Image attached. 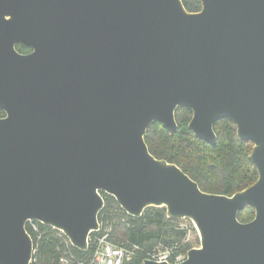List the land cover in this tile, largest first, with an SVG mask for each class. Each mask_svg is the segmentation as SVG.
I'll return each mask as SVG.
<instances>
[{
  "label": "water",
  "instance_id": "1",
  "mask_svg": "<svg viewBox=\"0 0 264 264\" xmlns=\"http://www.w3.org/2000/svg\"><path fill=\"white\" fill-rule=\"evenodd\" d=\"M200 2L0 0V264H30L28 220L86 251L100 191L133 217L152 206L192 221L200 245L178 264H264V0ZM177 108L212 146L231 121L257 180L205 193L154 158L144 135L154 122L174 134Z\"/></svg>",
  "mask_w": 264,
  "mask_h": 264
},
{
  "label": "trees",
  "instance_id": "2",
  "mask_svg": "<svg viewBox=\"0 0 264 264\" xmlns=\"http://www.w3.org/2000/svg\"><path fill=\"white\" fill-rule=\"evenodd\" d=\"M181 2L187 12L201 10L200 0ZM15 48L21 54L31 51L24 44H16ZM3 116L4 112L0 110V117ZM191 118L190 109L177 108V130L172 135L160 123L154 122L144 135L150 154L178 166L205 193L231 196L252 185L258 176L249 160L252 143L241 141L236 135V126L228 119H222L214 124L216 144L212 146L197 139L189 130ZM100 194L104 206L98 214L99 230L89 235L88 249L84 252L71 246L60 231L33 220L38 228V232H34L26 223L25 229L36 249V262L30 264H58V259L68 251L77 260L88 264L93 256L96 237L102 235H107L108 241L114 245L137 247L132 258L124 264H143L159 245L183 253L193 248L192 242L183 243L186 232L179 228L180 220L167 218L165 207H147L140 217H133L112 196L102 191ZM254 214V209L246 206L239 212L238 221L250 222ZM185 220L190 223V220ZM194 244L199 245L197 235Z\"/></svg>",
  "mask_w": 264,
  "mask_h": 264
},
{
  "label": "built area",
  "instance_id": "3",
  "mask_svg": "<svg viewBox=\"0 0 264 264\" xmlns=\"http://www.w3.org/2000/svg\"><path fill=\"white\" fill-rule=\"evenodd\" d=\"M26 223L32 228L34 232H38L37 225L33 220H28ZM179 228L186 232L183 243H191L189 238L192 233L197 235L196 228L191 222H180ZM136 249V246H133L132 248H126L123 246L114 245L108 241L107 235H102L101 237H96L93 256L88 264H124L126 261H129L132 258ZM187 252H175L173 248L159 245L153 253L149 254V259L157 262L178 264L186 259ZM35 253L36 249L33 247L30 263L33 261L36 262ZM58 264L85 263L77 260L74 255L68 251L58 259Z\"/></svg>",
  "mask_w": 264,
  "mask_h": 264
},
{
  "label": "rangeland",
  "instance_id": "4",
  "mask_svg": "<svg viewBox=\"0 0 264 264\" xmlns=\"http://www.w3.org/2000/svg\"><path fill=\"white\" fill-rule=\"evenodd\" d=\"M254 216H255V214H254ZM180 222H187V221L185 219H181ZM190 222L192 223V221H190ZM195 237H196V235L192 233L191 236H190V238H189V241H191L193 243V247H199L200 244L199 245L194 244Z\"/></svg>",
  "mask_w": 264,
  "mask_h": 264
}]
</instances>
